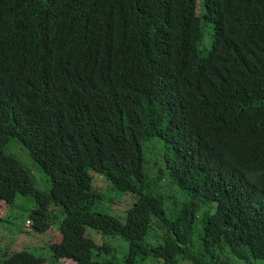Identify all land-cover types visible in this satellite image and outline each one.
<instances>
[{"label": "trees", "instance_id": "16d2710c", "mask_svg": "<svg viewBox=\"0 0 264 264\" xmlns=\"http://www.w3.org/2000/svg\"><path fill=\"white\" fill-rule=\"evenodd\" d=\"M110 189L134 198L122 219L96 211ZM6 204L0 226L15 207L55 224L54 262L264 261V0H0Z\"/></svg>", "mask_w": 264, "mask_h": 264}, {"label": "rangeland", "instance_id": "374dc122", "mask_svg": "<svg viewBox=\"0 0 264 264\" xmlns=\"http://www.w3.org/2000/svg\"><path fill=\"white\" fill-rule=\"evenodd\" d=\"M200 11V10H199ZM212 30L210 28H207L205 33V39L203 45L207 44V41H211ZM210 46V44H209ZM13 147H16L17 149L12 151L11 149ZM9 153H12L15 157H17L29 170L32 172L36 185L42 189L46 190L50 184H48L47 177L44 173L38 168L37 164L34 162V160L29 155L28 151L21 145H19L17 142H15V146H11L10 149H8ZM145 152L147 153V143L145 144ZM155 173V169H153ZM154 175V174H153ZM160 175V173H159ZM94 178V186L97 188H101L104 190H107L108 187L104 185V182L102 178H100L95 173L92 175ZM167 182H165V188L164 190H170L172 192V189L178 190L176 186H171L172 183L166 179ZM173 193V192H172ZM104 195L106 200L111 201L110 203H106V209L103 207L105 202L101 203L100 206H96V211L112 214L111 210L109 208H115L116 211L119 213L116 216L118 218H124L126 210L132 205L134 202V198L131 194H125L114 192L112 189L108 191H104ZM169 196V194H167ZM170 197V196H169ZM18 199H27L24 197H19ZM17 199V200H18ZM183 199V197H182ZM169 202L166 203V206H168ZM21 207V206H18ZM8 205H0V214H5L7 211ZM109 210V211H108ZM4 212V213H3ZM27 211L24 208H14L7 216L6 222L0 226V258L3 257V255L10 251H22L27 250L29 252H32L33 254L37 256H41L47 260V264H68L70 262L71 264H74L71 261H63L61 262H54L51 257V252L48 247V244L52 241H57L59 239L58 237V231L54 229L53 224L49 230L45 233L37 232L36 229L33 228L32 222L26 220V214ZM115 216V215H114ZM25 225V230L22 231V228ZM88 233L92 238L95 240L98 239V233L96 231L89 230ZM93 233V234H91ZM95 235V237H93ZM102 236V235H101ZM104 240H113L116 241V238H109V237H103ZM127 249V244H126ZM128 250V249H127ZM217 253L221 255V251L217 250ZM224 253L227 254L228 250H224ZM222 254L221 256L223 258H226L225 254ZM251 264H264V261L254 260L250 259ZM240 264H242L240 262Z\"/></svg>", "mask_w": 264, "mask_h": 264}, {"label": "clouds", "instance_id": "9594fccd", "mask_svg": "<svg viewBox=\"0 0 264 264\" xmlns=\"http://www.w3.org/2000/svg\"><path fill=\"white\" fill-rule=\"evenodd\" d=\"M23 229L25 230V225H24ZM0 230H1V229H0ZM68 264H71V263H70V262H68Z\"/></svg>", "mask_w": 264, "mask_h": 264}]
</instances>
